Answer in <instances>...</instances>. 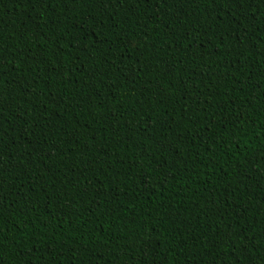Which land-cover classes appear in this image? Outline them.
<instances>
[{
  "label": "trees",
  "instance_id": "obj_1",
  "mask_svg": "<svg viewBox=\"0 0 264 264\" xmlns=\"http://www.w3.org/2000/svg\"><path fill=\"white\" fill-rule=\"evenodd\" d=\"M0 264H264V0H0Z\"/></svg>",
  "mask_w": 264,
  "mask_h": 264
}]
</instances>
